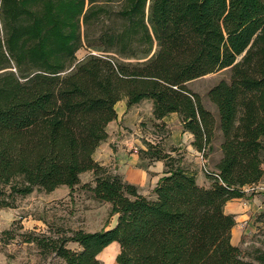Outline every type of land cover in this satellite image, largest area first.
<instances>
[{
    "label": "trees",
    "instance_id": "obj_1",
    "mask_svg": "<svg viewBox=\"0 0 264 264\" xmlns=\"http://www.w3.org/2000/svg\"><path fill=\"white\" fill-rule=\"evenodd\" d=\"M100 1L0 0V188L18 178L21 195L73 189L90 172L93 181L81 188L117 216L107 230L25 242L63 264H102L98 255L112 243L119 246L116 264H264V251L248 261L231 244L235 221L224 213L264 173V0H104L120 2L124 30L108 29L88 47L102 52L122 42L128 51L139 36L143 55L155 43L153 54L135 63L90 55L62 75L82 43L80 20L104 13ZM223 69L229 80L207 93L217 124L186 85ZM123 100L127 108L150 101L154 121L177 114L203 157L220 132L221 157L205 173L208 188L175 169L150 199L105 174L92 155ZM142 154L167 158L150 146Z\"/></svg>",
    "mask_w": 264,
    "mask_h": 264
},
{
    "label": "rangeland",
    "instance_id": "obj_2",
    "mask_svg": "<svg viewBox=\"0 0 264 264\" xmlns=\"http://www.w3.org/2000/svg\"><path fill=\"white\" fill-rule=\"evenodd\" d=\"M96 7H103L104 13L99 14L98 18L92 19L87 23L80 20L82 43L80 48L75 51L74 62L62 75L71 71L76 64L90 55H103L121 63H135L143 62L153 54L155 43H153V48L149 55H143L142 50H145L146 46L138 41L139 36L132 40L133 42L126 49L128 51L122 50V42L113 48L102 49V52L90 49L87 41H92L108 29L118 33L123 32L126 24L117 15V11L121 8L120 2L108 4L102 0L96 4ZM94 9L97 10L95 7ZM131 55H135V57H130ZM229 76L230 70L223 69L188 82L186 85L191 92L199 96L203 107L214 116L217 124V110L208 100L207 93L220 81H228ZM142 102L146 103L148 108L150 107L151 109L150 101L143 100L137 104ZM139 108L138 113L142 119L141 122H136V125H138V134L145 148L139 153L145 152L148 146L164 153L165 147L162 146L163 141L161 138L164 133L162 131L163 128L160 126L162 124H156L152 116V119L149 120L147 118V110H145L143 105H140ZM220 143L221 134L216 130L211 143V150L209 151V163L204 161L205 157H201L204 168L207 171H211V166L219 157ZM140 154L139 156H141ZM142 157L141 159L143 160L139 166L146 168L145 164L148 160L145 161L144 159L150 158L144 154H142ZM101 168L106 175L112 176L105 168ZM201 176H204L203 173H201ZM80 178V184L73 189L61 186L50 193L34 189L29 195L18 194L15 188L22 186V182L18 178L0 188V264H63L53 254L44 255L40 253L34 243H27L25 239L31 236L55 239L62 235L69 236L72 232L78 230L95 232L113 226L116 223L115 219L117 216L111 214L110 205L94 200L90 192L81 188L83 184H90L93 181V175L91 181L88 180L85 174H82ZM255 189V186L246 188V195L250 196L252 193L254 195L252 191ZM243 223H245V227H242ZM239 225L241 229H245L247 224L244 221ZM250 227L252 232L243 239L244 243L247 242V244L240 248L248 261H252L255 250L264 251V214L257 215L256 219H251ZM67 247L74 251L80 250L74 243H68ZM118 253V244L112 243L98 255V260L102 264H116L115 258Z\"/></svg>",
    "mask_w": 264,
    "mask_h": 264
},
{
    "label": "crops",
    "instance_id": "obj_3",
    "mask_svg": "<svg viewBox=\"0 0 264 264\" xmlns=\"http://www.w3.org/2000/svg\"><path fill=\"white\" fill-rule=\"evenodd\" d=\"M140 105H143L147 110V118L152 119V104L151 109L144 102L127 109L124 100L116 103V119L107 125V138L94 151L93 160L112 176H118L123 181L136 186L140 195L150 199L154 198L153 190L158 181L175 169L193 174L199 186L208 188L211 182L203 172V160L200 152L192 147V135L183 130L180 118L175 113L169 114L161 121H155L156 124H162L160 125L164 133L161 137L162 146L165 147L164 154L167 155V158L165 160L144 159L148 160L145 164L146 168L139 166L143 160L141 159L142 153L140 154L139 151L145 149L138 134V125H136V122H141L142 119L138 113ZM148 109L150 110L148 111ZM220 153L221 151H219L217 161L211 166V171H214V166L221 157ZM209 156V152H207V156L204 158L206 163H209ZM262 168L264 172V156ZM201 173L204 176H201ZM83 174L87 175L89 181L92 180V173ZM255 188L252 191L254 195L252 193L250 196L246 195L244 198L229 201L224 206V213L234 218L235 225L231 230L230 242L238 248L247 244L243 239L252 232L251 219H256L257 215L264 214V173ZM244 221L247 224L246 228L241 229L239 224ZM113 226L105 228V230Z\"/></svg>",
    "mask_w": 264,
    "mask_h": 264
},
{
    "label": "built area",
    "instance_id": "obj_4",
    "mask_svg": "<svg viewBox=\"0 0 264 264\" xmlns=\"http://www.w3.org/2000/svg\"><path fill=\"white\" fill-rule=\"evenodd\" d=\"M201 157H202V153H200ZM203 170H204V173H208V171L204 168V165H203ZM242 227H245V223L242 224Z\"/></svg>",
    "mask_w": 264,
    "mask_h": 264
}]
</instances>
